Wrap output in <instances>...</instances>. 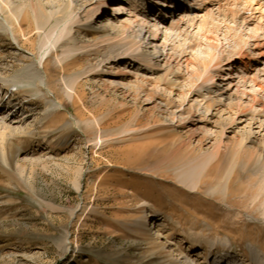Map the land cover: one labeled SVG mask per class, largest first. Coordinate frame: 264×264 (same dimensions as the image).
Instances as JSON below:
<instances>
[{
    "label": "rangeland",
    "instance_id": "rangeland-1",
    "mask_svg": "<svg viewBox=\"0 0 264 264\" xmlns=\"http://www.w3.org/2000/svg\"><path fill=\"white\" fill-rule=\"evenodd\" d=\"M41 1L49 8L58 1L67 2ZM91 1L76 0L75 5L79 4L82 12ZM108 1L111 8L110 4L119 0ZM28 5L19 35L22 47L9 32L0 29L3 75L20 70L32 59V51L38 59L41 57L42 37L37 31L31 36L26 34L33 24ZM108 5L103 6L107 11L102 19L74 30L79 40L88 42L104 34L102 22L114 12L108 10ZM82 13L84 18L86 13ZM61 16L62 12L51 18L48 28ZM148 28L149 25L137 31L143 45L155 55L159 54L155 48L164 53L160 45L149 47L152 34ZM160 32L162 43L165 33L162 29ZM173 36L169 43L177 48L171 52L178 58L181 51L177 50L182 49L179 38ZM94 48L75 53L67 66L57 62V54L51 55L45 68L50 86L43 87L41 93L26 96L15 87H0V107H5L0 110V118L17 127L14 136L5 143L0 141V264H177L162 248L153 250L150 239H141L142 233L154 226L151 217L147 218L150 209L160 217L155 222L164 223L167 229L168 238L161 241L177 243L171 244L173 249L187 251L191 248V232H200L217 241L215 254L233 250L238 259L234 262L253 264L251 244L264 254V191L257 196L259 188L256 181H251L254 176L237 164L230 191L224 194L221 176L230 160L225 159L230 154L224 147L219 171L214 169L198 191L177 177L185 163L214 144L212 130L203 128L205 124L200 121L210 113L197 104L196 95H187L185 102H180L178 91L189 90L194 84L170 93L162 84L155 87V82L146 83L154 78L139 64L131 63L127 75L114 68L107 71L112 65L124 70L126 63L112 58L107 61V68H100L103 74L97 72L83 78L84 85L71 99L63 79L79 72L80 65L98 63L110 53L106 52V45L99 50ZM55 52H60V48ZM166 60L167 56L163 62ZM170 61L178 71L176 61ZM191 70L182 65L179 71L188 77ZM192 78L195 84L199 82V78ZM170 96L172 102L168 100ZM44 98L59 103L61 108L46 112ZM250 146L254 151L258 148ZM115 177L120 179L111 180ZM217 177L221 179L218 181ZM186 200L193 204L185 205ZM161 204L164 207L157 208ZM220 239L226 244L222 245ZM199 248L193 254L197 262L205 264L206 245ZM210 262L206 264H215L216 257Z\"/></svg>",
    "mask_w": 264,
    "mask_h": 264
},
{
    "label": "bare ground",
    "instance_id": "bare-ground-1",
    "mask_svg": "<svg viewBox=\"0 0 264 264\" xmlns=\"http://www.w3.org/2000/svg\"><path fill=\"white\" fill-rule=\"evenodd\" d=\"M75 1H58L55 6L49 8L41 0H0V29L9 32L14 42L22 47L19 35L27 19L24 12L28 4L32 11L33 24L26 29V34L31 36L33 31H37L42 37L39 47L40 59L32 51V59L27 60L26 65L20 70L11 75L0 73V87L6 89L15 87L18 93L26 96L41 93L43 87L50 86L45 68L49 65L47 61L51 55L57 54V62L67 66L70 64L69 60L78 51L87 47H95L94 49L99 50L101 46L106 45V52H110L106 58L95 64L80 65L79 72H73L63 79L71 99L77 97L78 87L84 85L83 78L87 79L90 74L100 72L101 67L107 68L109 64L107 61L112 58L119 63H126L124 70L112 65L107 71L110 72L114 68L117 69L116 72L127 75L131 63L139 64L154 78L152 81L146 80V83L155 82V87L162 84L170 93H175L178 88L182 89L193 83L189 90L178 91L180 102H185L187 95H196L197 104L203 105L205 112L210 113L207 119L204 120L202 117L200 121L205 124L203 128L210 127L209 130H212L214 144L200 156L196 158L194 156V159L187 163L183 161L185 164L181 165L177 173L179 181L191 190L198 191L214 169L219 171L221 166L219 162L222 154H225L223 153L225 147L226 153L230 154V158L225 159L230 160L229 164L225 163L229 167L227 171L225 170L224 176L222 174L224 178L220 175L224 181L222 188L224 194L230 191V183L237 173L236 167L240 165L243 172L251 174V177L254 176L251 181H256L259 188L257 196L259 194L261 196L264 191V67H261V64L264 66V0H188L190 3L188 5L181 1L162 0L161 6H157L159 0L153 1L152 6L148 4L149 0L143 1L144 3L141 0H119L110 4L111 8L108 10L112 9L114 12L106 15L107 18L102 22L104 34L88 42L79 40L74 30H77L81 24L88 26L91 21L95 23L97 19H102L107 11L103 6L108 4V0L84 2L88 7L82 11L86 13L84 18L81 16V7L79 4L75 5ZM175 3L176 9L172 8ZM61 12L60 20L48 28L50 19H54ZM147 25H149L148 32L152 34L149 47L160 45L164 53L155 48L159 53L155 55L150 48L143 45L144 42L139 38L137 31L138 28H145ZM161 29L165 33V40L162 43ZM90 30L91 27L88 31ZM173 35L179 38L178 45L182 49L177 50L181 51V56L178 58L174 55L175 52H171L176 51L177 45L169 43ZM57 48H60L58 53L55 52ZM199 50L202 53L200 55L197 54ZM165 56L169 60L163 62ZM170 59H173V63L178 59L176 61L178 71L184 65L188 71L191 67L192 72L190 71L187 77L182 71H175L173 69L175 64L173 65ZM163 64H166L165 68ZM191 76L199 78V82L195 84ZM170 98L171 96L168 100L172 102L173 98ZM4 108L2 106L0 110ZM45 108L48 112L56 111L61 107L59 103L47 100ZM7 111L11 112L10 109ZM190 123L192 126L196 125V122ZM16 129L17 127L9 125L5 118H0L1 143L3 141L5 143L8 137L14 136ZM231 134L233 136L230 137ZM200 143H202L201 139ZM251 144L255 145L253 147H258L256 151L250 148ZM119 179L115 177L111 180ZM237 181H240L239 178ZM77 186L80 188L79 183ZM130 194L134 192L131 191ZM186 201L185 205L193 204L190 200ZM262 204L264 210V201ZM163 207L161 204L157 208ZM147 212V216L150 215L151 218L156 216L155 210L150 209ZM170 219L173 221L172 218ZM155 220L156 218L152 220L153 228L146 229L141 236V239L151 240L154 244L153 250L157 249L156 247L162 248L171 259L178 262L177 264H201L197 262L193 252L200 249L199 245H206L203 263L211 261L209 257L213 254L216 240L204 237L205 235L200 232H191V248L187 251L179 250V247L173 249L171 244L176 246L177 243L161 241L164 237L168 238L167 229L164 223ZM218 241L222 245L226 244L223 239ZM177 250L178 254H175ZM249 251L253 264H264V254L257 246L251 244ZM227 263L239 264L234 261Z\"/></svg>",
    "mask_w": 264,
    "mask_h": 264
}]
</instances>
